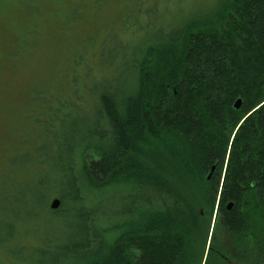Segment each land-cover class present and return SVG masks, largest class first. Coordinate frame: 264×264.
<instances>
[{
  "label": "trees",
  "instance_id": "trees-1",
  "mask_svg": "<svg viewBox=\"0 0 264 264\" xmlns=\"http://www.w3.org/2000/svg\"><path fill=\"white\" fill-rule=\"evenodd\" d=\"M72 1L0 0L17 35L16 48L4 51L8 62L31 17L42 23L35 55L42 40L62 46L64 33L44 34L63 11L83 6V16L90 6ZM46 6L56 9L52 19ZM117 17L112 11L111 22ZM180 17L147 33L119 75L85 88L93 116L71 120L68 133L57 112L82 101L87 79L65 59L50 58L45 74L38 68L50 92L31 89L18 105L0 168V245L21 264H201L207 238L204 264H226L216 250L264 263V0H212ZM76 54L72 65L81 64ZM55 68L61 77L51 76ZM29 97L59 105L45 116ZM36 131L48 137L30 146ZM113 195L120 204L111 205Z\"/></svg>",
  "mask_w": 264,
  "mask_h": 264
},
{
  "label": "rangeland",
  "instance_id": "rangeland-1",
  "mask_svg": "<svg viewBox=\"0 0 264 264\" xmlns=\"http://www.w3.org/2000/svg\"><path fill=\"white\" fill-rule=\"evenodd\" d=\"M34 1L36 2V0ZM51 1L55 2L57 0ZM64 1L67 4L73 2L72 0ZM211 2L212 0H195L188 4H183L180 0H83L84 4L90 3V6L86 7L83 16H81L83 6L80 9H76L77 14H74V5L71 7V10L63 11L59 14L56 20V29L52 21H50L48 29L45 31V38H50L51 40L62 39V33H64L65 37L61 42L63 48L57 42L42 40L40 42V48L38 49L39 55H35L36 50L32 47V41L38 38L42 29V23L34 17H31L32 22L26 24V27L19 32V48L9 55L10 59H12L9 62L4 51L9 49L14 50L16 48L17 35L12 26V20L8 19L9 7H0V168L2 149L10 145L11 142L8 141L11 138V131H14V127L18 126V121L13 116H17L20 112L19 106L22 107L25 104L26 96L31 92V89L32 93L34 90V92L38 93L39 97L41 94L39 93L40 91L45 95H48L50 92V90H47L40 83L42 79L39 78L38 71V68L43 67L46 61H50V58H52L62 63L63 61L61 60L65 59L69 66L67 70L79 66L81 67L79 69L80 76H85L87 79L84 90L79 88L77 92V95L82 97V101L69 107H63L57 112L58 116H64L68 119L66 125V132L68 133L70 122H72L71 120L80 123L93 116L90 105L91 95L89 92L88 96L85 90L87 86L94 80L100 78L110 79L119 75L120 70L125 64L124 62L131 58L133 47L141 42L147 33L161 27H171L180 20V14L194 10L197 6H205ZM19 6L28 12L29 15H33L37 11V9H29L23 3H20ZM55 10L53 7L49 8L46 6L44 11L49 13L46 17L52 19ZM115 10H118V17L111 22L112 11ZM20 16L25 20L22 14ZM78 25L79 31H82V36L79 37L74 35V30ZM4 27L8 28V30L2 31ZM94 31H96L97 37L88 35ZM85 39H90L91 43L79 47L80 40ZM63 49L65 56L62 58L60 56L63 53ZM77 51L80 55L79 60L81 64L72 65L73 58H77ZM23 56H29L34 59L26 58L22 60ZM35 59H39L38 61L40 62ZM83 64L89 67V71L86 72L84 70ZM40 69L45 74V69ZM64 71L57 73L55 68L49 73H51V76L53 74L61 77ZM48 74L47 77H49ZM70 97H75L74 92L70 93ZM27 102L32 111L37 110L45 116H50L54 112L53 109L59 105V103L49 97L45 101H42L40 98L39 101H35L29 97ZM43 135L48 137L46 132H43L40 136L37 131L32 133L30 146L33 142L36 145L41 144L45 140ZM50 140L56 145V142L52 138ZM25 145H29V143L26 142ZM37 164L47 172L53 173L55 171V167L47 161H42ZM109 199L112 206L121 203V200L119 198L115 199L114 195ZM215 204L216 208L217 200ZM2 216L3 214L0 211V218ZM6 244L11 246L14 242L11 240L6 242ZM214 246H217L216 242ZM221 249H228V246H222ZM205 253L206 248L201 255V264L203 263ZM0 254L8 259L0 258V264L22 263V261H17L14 256L7 254L3 245H0ZM210 257L209 254L208 259ZM196 264L199 263L196 262Z\"/></svg>",
  "mask_w": 264,
  "mask_h": 264
},
{
  "label": "flooded vegetation",
  "instance_id": "flooded-vegetation-1",
  "mask_svg": "<svg viewBox=\"0 0 264 264\" xmlns=\"http://www.w3.org/2000/svg\"><path fill=\"white\" fill-rule=\"evenodd\" d=\"M247 251V253L249 252L248 249H245ZM217 251V255L223 259V261L226 263V264H248L247 263V260L248 258L247 257H243V258H240V257H236L234 258L235 256L234 255H231L233 258H230L228 257L226 251H219V250H216ZM245 251V252H246ZM240 256L242 254V250L240 251ZM207 255V254H206ZM206 260V259H205ZM204 264V263H203Z\"/></svg>",
  "mask_w": 264,
  "mask_h": 264
},
{
  "label": "water",
  "instance_id": "water-1",
  "mask_svg": "<svg viewBox=\"0 0 264 264\" xmlns=\"http://www.w3.org/2000/svg\"><path fill=\"white\" fill-rule=\"evenodd\" d=\"M239 99L235 102V107H238V105H239ZM210 176V174L208 175V177ZM58 205H59V200L57 199V198H55V199H53L52 201H51V204H50V206L52 207V208H57L58 207ZM231 205H232V202H229L228 203V205H227V208H230L231 207ZM215 210H216V208H215ZM215 215V214H214ZM210 234H211V230H210ZM209 241H210V238H208V241H207V245H206V253H205V257L207 256L206 254H207V249L209 248ZM205 257H204V260H205ZM204 260H203V263H204ZM202 263V264H203ZM264 264V263H263Z\"/></svg>",
  "mask_w": 264,
  "mask_h": 264
}]
</instances>
